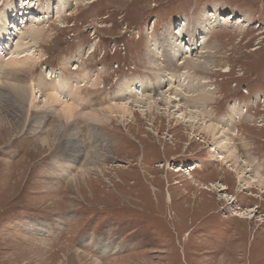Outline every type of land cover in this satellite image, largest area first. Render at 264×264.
<instances>
[{
  "label": "rangeland",
  "instance_id": "1",
  "mask_svg": "<svg viewBox=\"0 0 264 264\" xmlns=\"http://www.w3.org/2000/svg\"><path fill=\"white\" fill-rule=\"evenodd\" d=\"M57 1L0 0V37L5 53L14 52L0 56L8 95L0 101V264H264V188L239 182L235 159L216 160L202 121L192 129L164 101L147 111L142 97L124 118H73L65 132L75 131L83 154L72 159L57 111L43 100L69 78L58 109L74 94L81 113L104 110L126 101L118 88L127 79L154 76V84L163 67L175 79L185 74L186 89L213 88L205 120L226 125L236 159L251 165L244 182L264 178V0H63L60 17ZM12 11L19 19H4ZM23 21L39 25L41 37L24 38ZM184 48L193 59L204 51L209 68L182 66ZM3 82L34 83L36 107ZM228 107L239 111L232 123ZM179 165L185 170L175 172ZM212 182L223 189H203Z\"/></svg>",
  "mask_w": 264,
  "mask_h": 264
},
{
  "label": "bare ground",
  "instance_id": "2",
  "mask_svg": "<svg viewBox=\"0 0 264 264\" xmlns=\"http://www.w3.org/2000/svg\"><path fill=\"white\" fill-rule=\"evenodd\" d=\"M58 1H57V9H56V14L57 15L56 14L55 15L60 17L61 14H62L61 11L64 10L65 5L63 6V4H62L63 0H58ZM26 3L28 4V10L32 11V9L34 7V4L33 3L31 4L29 1H26ZM20 9L22 10L23 7H20ZM38 9H36L35 11L37 12ZM45 11H46V13L51 11V8L49 7V5L46 6V10ZM11 14L12 15L16 14V15L15 16L5 17L4 19L11 18L12 20L13 19L17 20V19H19L17 17L20 16L21 12L12 11ZM32 15H33V18L30 21L36 22V21L40 20V18H36V15H34V14H32ZM218 20H220V18H218ZM26 23H27V21H26ZM26 23L24 21L22 23H20V28L24 29L25 26H28ZM212 25L213 24H210L209 27L211 28ZM13 26L16 27L18 25H13ZM39 27H40L39 25H32L30 27L25 28L24 29L25 31H27L28 29L29 30L27 31V33L24 32L25 35L27 34L26 36H24V38H27L28 36H32L34 39L39 38L41 31H44L42 28H39ZM5 28L7 30L6 33H9L13 27L11 26V27L7 28V26L5 25ZM179 31H180V28L177 31H174V33H172L174 36L172 37L173 39H172V46H170V53L172 55L173 60H175V54L174 53L176 51H179V48H178L179 46L177 45L178 43L175 42V40H178L176 37H177V33ZM207 34L203 37L204 39H206ZM6 37H5V35H1V37H0V56L4 60H5L6 54L8 55L10 53L11 54L14 53V52L5 53V50H4L5 46L3 45L4 42H2V41H6V39H5ZM8 37H9V35H8ZM22 37H23V35H21V39L20 40H22ZM43 38H44V36H43ZM202 42H204V40ZM185 44H187V42H185ZM197 44L198 43H194L193 46H195ZM191 45H192V41H191ZM185 48H187L189 50V47H185ZM185 48H184V51L186 50ZM203 48H205V45H203L201 47V49H203ZM19 49H20V52H21L22 48H19ZM252 50H255V49H252ZM191 51H188V52L185 51V53L183 54L184 56L180 60V63L182 64V66H184V64L186 63L188 65V68H190L189 70L197 68V67L201 68V69H208L209 68L208 62L204 60V59H207V58L201 59V57L203 55L201 53L204 52V51L199 52L200 56H198L199 58H196V59L195 58L193 59V57H192L193 54L191 53ZM17 54H18V52H17ZM78 57H80V56H78ZM18 58L16 57L14 59H11V63H14V64L22 63V62L25 63L27 61L26 59H30L31 57L27 56L25 59H22V60H20ZM8 59H9V57H7L6 60H8ZM9 63L10 62H8L9 66H14V65H11V63L10 64ZM153 64H155V63H153ZM187 65H186V67H187ZM164 70H167V69H164V67H163L162 74H161V71H160V73L157 72L159 74L156 77V80H155L154 84H152L151 81H150L152 78H155L154 76L153 77H149V78L145 77V76H137V77H139L141 79H139V78H131L130 81H129V79H127V82H125V85H122L121 87L118 88L119 89V95L120 94H125L124 97L122 96L123 98H125L124 100H126V101H124V103L110 104L104 110L103 109H101V110L96 109V110H93V111H90V112H87V113H85V112L81 113L80 112L79 106L81 104L78 105L79 101L76 102L75 99L73 100V98L75 97L74 94L72 95L73 97L69 96L70 98H72L71 100H69V102H67L66 100L64 102L61 101L60 108L59 109L57 108L55 103H59L60 102L59 101L60 100L59 96L62 95V93L59 92V89L60 88L61 89L66 88L68 92H70V90H71L72 83H70L71 80H69V78H64L63 81H65V82H63L61 80L62 83L60 85H53V88L51 86V89L49 91L47 90L48 91L47 93H44L43 91H41L40 88H38V92H40V93L43 92L44 93V96H43L45 98V99H43L44 100V104L46 103L47 105H49L50 110H56L57 111V115H58V117L60 119V123H62V125L64 126V131L61 134H64V140H66L65 145H64L65 152H67L69 149H71V151L73 152L72 159H76L81 154H83V150H82L83 148L80 147L79 143L76 140L75 131L74 130H67L65 132L66 126L70 125V123H73V120H72L73 118H74V120L76 118H77V120L79 118H83V119H86V121L94 123V124H95V122H103V123L104 122H110L112 119L117 118L118 116L121 117V118H124L125 116L133 114L132 108L130 107V105L132 104V106L134 108L139 106L141 103L145 102V100L144 101L141 100L142 97H144L143 99H145V98L148 99L147 100L148 102H147V105H146V108H147L146 110L147 111H150L152 109L158 108L159 103L164 101L165 108L168 109L167 112L170 113V115H171V113H172V115L175 114V117L180 118L182 121L189 123V126H191L190 128L193 129L195 124H197L198 122L202 121V126L199 127L200 131L203 134H205L206 136H208L209 138H212L213 144L217 143V145H214V149H212V152L215 153V157L219 158V159H216V160H220L223 164L226 165L230 161L229 158L235 159L237 165L234 164L233 171H235L236 174L238 175L237 176L238 177V181L241 182L242 184H245V185H247V183H248L247 187H251V185H255V187L257 186L260 189L264 188V178L259 173L252 174L248 178V181L244 182L245 181V177L249 176V174H250L249 173L247 175L246 173L249 172V170H250L249 166H251V165L249 163H247L246 161H241L240 159H238V160L236 159V157H237L236 153L232 150V147H231L232 146V139H231V137L227 136V134L229 135V133H228V129L225 127L226 125L225 124L220 125L218 122H216V121L212 122L209 119L205 120V117H206L205 115H207L206 114L207 109H205V105H206L205 103L208 100L212 101L213 93H214L213 92V88H210V87L208 88L209 85L205 86V85L202 84V85H198V86H201V88L198 87L197 90L196 89L188 90V89H186V88H188V87H186V85H188V82H185V79L187 78L185 76V74H184L183 77L181 75L178 76L179 74H176L178 76V79H175V77L172 76V73H169V72L164 71ZM164 72H166V73L164 74ZM189 72H187V73H189ZM173 74H175V73H173ZM44 75L46 77H51V74L49 72H48V74L44 73ZM175 80L177 82L176 85H174ZM6 81L8 82V80H6ZM163 81L165 82V84L168 83V87L166 89H165V86L163 88H161ZM3 84L5 85V87L7 89L12 90L20 98V100H22V102L28 103L30 108H35L36 107L34 105V101L37 100V99H35V98H37V96L35 95V92H34V90L36 88V85L34 83H31L29 85L28 84L27 85H25V84L22 85V84H17L15 82H13V83H5V82H3ZM184 86H185V88H184ZM189 87H192V85L189 86ZM77 88H78V90L80 89V87H77ZM158 88H161L162 91H159L158 93H156L157 92L156 90ZM189 89H191V88H189ZM78 90H76V92ZM130 90H131V95L127 96L126 94ZM151 93H153V96H155V98L154 97L151 98ZM67 94H69V93H67ZM185 96L186 97L189 96V97L186 98ZM7 97H8V95H7L6 92L3 93V92L0 91V101L4 102L5 98L7 99ZM76 100H78V99L76 98ZM139 102H140V104H139ZM4 104H5V102H4ZM231 105H234L237 109H239L238 106H236L235 104H231ZM4 107H6V106H4ZM180 107H183L184 110L183 111L178 110ZM171 108H173L172 111H171ZM230 108H232V107H230ZM230 108L228 107V115L227 116H229V117H227L226 119L227 120L231 119V123H232V116H235V114L237 112H239V111H235V109L233 111V110H230ZM46 109H48V108H46ZM237 115H239V114H237ZM223 121H224V119H223ZM0 123H1V125L5 124V123H3V121H0ZM66 136H68L67 139H65ZM46 138H48V137L45 135L43 137V139H41V142L44 143L45 141H48V139L46 140ZM229 146L231 148H229ZM220 147H222L223 150L226 151L225 154L220 153V150H218V149H220ZM92 156L95 157V155H92ZM176 167H177V169L174 170L175 172H180L182 170L183 171L185 170L180 165L176 166ZM60 170L64 174H67V175L70 174V172H68L69 170H67L63 166H60ZM202 187H203V189L208 190L210 192L211 191L218 192V191L223 189V187L220 188L221 185H219V183H217V182L216 183L212 182V183H209L208 185H202ZM224 198H227V196L224 195ZM229 199H232V198H229ZM245 211H247V210H245ZM233 214L238 216V217H242V218H244V217L250 218L251 217V215L244 216V215H248L247 212L246 213L245 212H233Z\"/></svg>",
  "mask_w": 264,
  "mask_h": 264
}]
</instances>
